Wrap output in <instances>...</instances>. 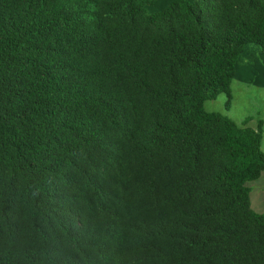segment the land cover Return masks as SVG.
<instances>
[{
    "label": "trees",
    "instance_id": "trees-1",
    "mask_svg": "<svg viewBox=\"0 0 264 264\" xmlns=\"http://www.w3.org/2000/svg\"><path fill=\"white\" fill-rule=\"evenodd\" d=\"M264 0H0V264H264Z\"/></svg>",
    "mask_w": 264,
    "mask_h": 264
},
{
    "label": "rangeland",
    "instance_id": "rangeland-1",
    "mask_svg": "<svg viewBox=\"0 0 264 264\" xmlns=\"http://www.w3.org/2000/svg\"><path fill=\"white\" fill-rule=\"evenodd\" d=\"M232 100L231 107H224L225 95L220 94L215 100L205 102L204 108L208 112H219L231 118L237 124L251 117L249 126L255 128L257 120L263 121L261 149L264 152V88L233 81L231 84ZM251 188L249 195L250 207L264 213V174L258 180L248 184Z\"/></svg>",
    "mask_w": 264,
    "mask_h": 264
}]
</instances>
